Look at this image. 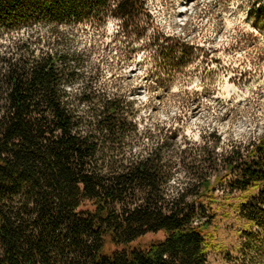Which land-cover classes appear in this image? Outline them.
I'll return each instance as SVG.
<instances>
[{"label":"trees","instance_id":"obj_1","mask_svg":"<svg viewBox=\"0 0 264 264\" xmlns=\"http://www.w3.org/2000/svg\"><path fill=\"white\" fill-rule=\"evenodd\" d=\"M110 17L136 38L149 13L144 0H0V264H210L229 252L223 222L245 249L264 237V136L218 153V136L143 126L135 100L59 48L63 29ZM150 234L163 239L139 244Z\"/></svg>","mask_w":264,"mask_h":264},{"label":"rangeland","instance_id":"obj_2","mask_svg":"<svg viewBox=\"0 0 264 264\" xmlns=\"http://www.w3.org/2000/svg\"><path fill=\"white\" fill-rule=\"evenodd\" d=\"M144 1L149 18L138 22V37L117 34L122 22L110 17L101 29H63L59 48L84 54L87 66L99 68V85L135 100L143 126L197 145L218 136V153L257 143L264 136V0ZM34 32L53 40L48 26ZM184 177L175 174L171 188ZM230 222L219 229L229 252L212 253L210 264H264V237L245 249ZM162 239L150 234L139 244Z\"/></svg>","mask_w":264,"mask_h":264},{"label":"bare ground","instance_id":"obj_3","mask_svg":"<svg viewBox=\"0 0 264 264\" xmlns=\"http://www.w3.org/2000/svg\"><path fill=\"white\" fill-rule=\"evenodd\" d=\"M228 90H229V88H228Z\"/></svg>","mask_w":264,"mask_h":264}]
</instances>
